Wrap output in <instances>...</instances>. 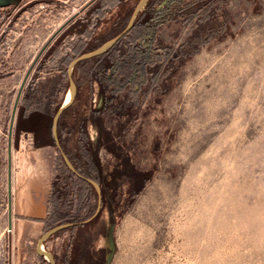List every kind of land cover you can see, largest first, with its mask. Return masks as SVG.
<instances>
[{"label":"rangeland","instance_id":"obj_1","mask_svg":"<svg viewBox=\"0 0 264 264\" xmlns=\"http://www.w3.org/2000/svg\"><path fill=\"white\" fill-rule=\"evenodd\" d=\"M137 1L119 7L97 45L126 26ZM165 1L150 0L109 57L77 67L61 142L97 191L59 152L46 154L44 232L77 224L40 244L9 228V127L67 4H39L18 20V4L0 6V264H264V0ZM65 87L41 83L38 107L52 112ZM28 96L15 120L12 205Z\"/></svg>","mask_w":264,"mask_h":264},{"label":"crops","instance_id":"obj_2","mask_svg":"<svg viewBox=\"0 0 264 264\" xmlns=\"http://www.w3.org/2000/svg\"><path fill=\"white\" fill-rule=\"evenodd\" d=\"M23 1L0 0V6L18 4ZM57 1L68 5V8H66V21L59 32L48 43L44 54L48 51L50 53L42 61V65L38 69V63L41 62L44 54L40 57L33 70L36 76L33 78L32 83L28 84L29 86L27 85L26 89H24V93H29V96L25 98L29 103L23 109L19 119V127L17 123L15 136L16 150L14 156L15 158L18 157L19 163L23 164L24 167L18 172V178L23 182L18 190H16V186L14 187L12 227L14 226L13 232L16 239L25 241V243H32L38 237L37 241H39L45 233L50 231L44 232V228L49 214L50 180L53 178L43 174L40 170L41 165L47 162L44 158L45 155L49 154L51 159L54 160L59 152L67 165L68 163H73L70 155L63 149L61 138L63 118L78 100L77 67L80 63H88L90 61L97 63V57H109L115 46L133 30L136 18L150 0H146L141 8L139 4L142 0H138L126 26L120 32H115L113 37L100 42L99 45H97V42L100 40L97 39V36L106 34L104 32L107 26L112 23L114 26L116 25V21L121 19L118 15L119 7L128 0H39L41 2L40 5L55 4ZM168 2L169 0L165 1L164 4ZM57 53L63 54L61 59L58 60L62 65L55 63L54 66H51L46 71L45 69L48 68L49 63L54 61ZM55 78H59L64 82L66 87L64 92H61L62 95L60 94L57 108L50 112L38 107L36 93L41 83ZM72 172L81 179L91 180V178L75 168H73ZM89 182L92 183L91 181ZM94 186L97 191L96 185ZM73 224L75 223L68 222L61 225L68 226Z\"/></svg>","mask_w":264,"mask_h":264},{"label":"water","instance_id":"obj_3","mask_svg":"<svg viewBox=\"0 0 264 264\" xmlns=\"http://www.w3.org/2000/svg\"><path fill=\"white\" fill-rule=\"evenodd\" d=\"M140 5V4H139ZM34 64L30 67L27 75H26V78L25 80L23 81L22 85H21V88H20V91H19V94H18V97H17V100H16V103H15V106L13 108V112H12V116H11V122H10V127H9V144H8V199H9V227L12 228V221H13V215H12V198H13V168H12V163H13V134H14V129H15V120H16V116H17V111H18V106H19V102H20V99H21V95H22V92L26 86V83H27V80L33 70V67H34ZM68 166L73 170V167L70 163H68ZM91 181L94 185H96L97 187V184L93 181V180H89ZM77 224V223H75ZM64 226L60 225L58 227H54L52 228L50 231H48L47 233H45L43 235V237L39 240V244L41 242H43V240H45L53 231H55L56 229L58 228H62ZM39 251V249H38ZM40 254H43L39 251ZM50 263L53 264V261H49Z\"/></svg>","mask_w":264,"mask_h":264},{"label":"flooded vegetation","instance_id":"obj_4","mask_svg":"<svg viewBox=\"0 0 264 264\" xmlns=\"http://www.w3.org/2000/svg\"><path fill=\"white\" fill-rule=\"evenodd\" d=\"M40 3L39 0H24L23 2L18 3L16 16L14 17L15 20H18L26 12L34 10ZM65 7L68 8V5H65Z\"/></svg>","mask_w":264,"mask_h":264},{"label":"trees","instance_id":"obj_5","mask_svg":"<svg viewBox=\"0 0 264 264\" xmlns=\"http://www.w3.org/2000/svg\"><path fill=\"white\" fill-rule=\"evenodd\" d=\"M149 3H148V7H149ZM146 15H149V14H147V12L146 11H144V12H142L141 13V17H145ZM136 25V23L134 24V26ZM21 116V115H20ZM20 119V118H19ZM20 126V120L18 121V127ZM61 154V153H60ZM61 157H62V159H63V161H64V163H65V165L68 167V165H67V163L65 162V160H64V158H63V156H62V154H61ZM68 169L70 170V172H72V170L68 167ZM72 174L73 175H75V176H77L75 173H73L72 172ZM79 178V177H78ZM81 179V178H80ZM81 180H84L85 182H87L88 184H90L91 185V183L88 181V180H85V179H81ZM50 264V263H49Z\"/></svg>","mask_w":264,"mask_h":264},{"label":"bare ground","instance_id":"obj_6","mask_svg":"<svg viewBox=\"0 0 264 264\" xmlns=\"http://www.w3.org/2000/svg\"><path fill=\"white\" fill-rule=\"evenodd\" d=\"M145 1H146V0H142V1H141L140 5H139L140 8L144 5ZM71 90H73V89H71ZM70 94H71V92H70ZM68 96H69V95H68ZM68 98H69V97H68ZM68 100H69V99H68Z\"/></svg>","mask_w":264,"mask_h":264}]
</instances>
